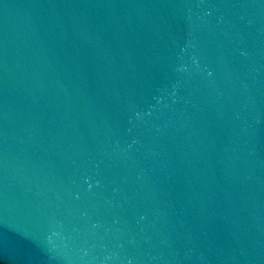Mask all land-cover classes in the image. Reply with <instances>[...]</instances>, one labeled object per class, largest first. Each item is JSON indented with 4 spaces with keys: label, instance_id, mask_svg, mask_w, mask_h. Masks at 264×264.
Instances as JSON below:
<instances>
[{
    "label": "water",
    "instance_id": "water-1",
    "mask_svg": "<svg viewBox=\"0 0 264 264\" xmlns=\"http://www.w3.org/2000/svg\"><path fill=\"white\" fill-rule=\"evenodd\" d=\"M0 264H264V0H0Z\"/></svg>",
    "mask_w": 264,
    "mask_h": 264
}]
</instances>
